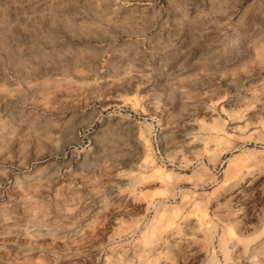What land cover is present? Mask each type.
Masks as SVG:
<instances>
[{
    "label": "rangeland",
    "instance_id": "obj_1",
    "mask_svg": "<svg viewBox=\"0 0 264 264\" xmlns=\"http://www.w3.org/2000/svg\"><path fill=\"white\" fill-rule=\"evenodd\" d=\"M0 264H264V0H0Z\"/></svg>",
    "mask_w": 264,
    "mask_h": 264
},
{
    "label": "bare ground",
    "instance_id": "obj_2",
    "mask_svg": "<svg viewBox=\"0 0 264 264\" xmlns=\"http://www.w3.org/2000/svg\"><path fill=\"white\" fill-rule=\"evenodd\" d=\"M152 247V246H151Z\"/></svg>",
    "mask_w": 264,
    "mask_h": 264
}]
</instances>
